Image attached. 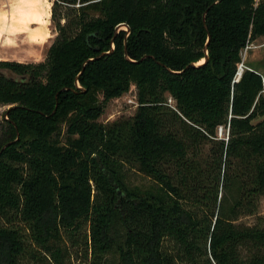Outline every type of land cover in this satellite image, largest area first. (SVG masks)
Masks as SVG:
<instances>
[{
	"label": "trees",
	"instance_id": "obj_1",
	"mask_svg": "<svg viewBox=\"0 0 264 264\" xmlns=\"http://www.w3.org/2000/svg\"><path fill=\"white\" fill-rule=\"evenodd\" d=\"M52 19L45 61H0L20 77L0 75V264H66L77 237L87 264H264V223L238 222L264 196L263 74L236 81L264 0H54ZM133 85L135 114L100 121Z\"/></svg>",
	"mask_w": 264,
	"mask_h": 264
},
{
	"label": "rangeland",
	"instance_id": "obj_2",
	"mask_svg": "<svg viewBox=\"0 0 264 264\" xmlns=\"http://www.w3.org/2000/svg\"><path fill=\"white\" fill-rule=\"evenodd\" d=\"M52 6L54 0H51ZM19 0H0V61H17L25 63H38L45 61L48 55L49 47L56 39L57 31L51 16L49 18L48 28L46 33L48 36L45 42H42L43 35L33 30L40 29L39 25L28 23L25 15L18 8ZM63 10V9H62ZM126 30L125 26L121 27ZM242 62L244 65H252L264 75V37H260L248 44V47L242 53ZM7 76L20 78L15 73L8 70H1ZM135 96V97H134ZM133 98L137 101V88L135 85L120 97L109 101L105 112L100 117V121L107 123L123 118L131 117L135 114L139 105L132 103L129 99ZM174 105L175 102H172ZM9 105H0V128L5 119L6 111ZM176 107V105H175ZM177 109V108H176ZM8 117V116H7ZM218 129V133H219ZM226 131L223 130L221 136H226ZM211 145H206L204 151L210 152ZM125 177L130 185H148L152 181L142 173L128 166H124ZM239 223L253 225L257 222L264 223V196L261 198L259 208L253 215L242 216ZM76 243L65 238L64 247L68 248L65 256L66 264H87L89 258L85 256V246L81 237H77ZM70 254V255H68Z\"/></svg>",
	"mask_w": 264,
	"mask_h": 264
},
{
	"label": "bare ground",
	"instance_id": "obj_3",
	"mask_svg": "<svg viewBox=\"0 0 264 264\" xmlns=\"http://www.w3.org/2000/svg\"><path fill=\"white\" fill-rule=\"evenodd\" d=\"M51 0H19L18 8L27 18L28 23L39 25L33 32L43 35L42 42H45L49 35L46 33L49 18L51 16ZM202 62V61H201ZM199 62V63H201Z\"/></svg>",
	"mask_w": 264,
	"mask_h": 264
},
{
	"label": "built area",
	"instance_id": "obj_4",
	"mask_svg": "<svg viewBox=\"0 0 264 264\" xmlns=\"http://www.w3.org/2000/svg\"><path fill=\"white\" fill-rule=\"evenodd\" d=\"M247 47H248V46H247ZM246 68H249V67L246 66V65H244L243 62L239 65V67H238V71H237L236 81L239 80V78L241 77L243 71H244ZM262 77H263V82H264V75H262ZM263 92H264V90H263ZM134 97H135V96H134ZM129 101L132 102V103H136V104L138 105V102H137V101H134L133 98L129 99ZM172 102H175V100L170 96V97L168 98V104H169L171 107H173V108L176 109L175 104L173 105ZM219 131H220V134H222V127L220 128Z\"/></svg>",
	"mask_w": 264,
	"mask_h": 264
},
{
	"label": "water",
	"instance_id": "obj_5",
	"mask_svg": "<svg viewBox=\"0 0 264 264\" xmlns=\"http://www.w3.org/2000/svg\"><path fill=\"white\" fill-rule=\"evenodd\" d=\"M204 22H205V15H204ZM122 26H125L126 27V30L128 31V32H130V28H129V26L128 25H126V24H121V25H119L118 27H117V32L119 31V29L122 27ZM209 39H210V36H209ZM114 48V47H113ZM112 48V49H113ZM205 51H206V56L204 57V59H203V61L201 62V63H192L191 65H200V64H202L203 62H206L208 59H209V56H208V49H207V45H205ZM112 51V50H111ZM111 51H109V52H111ZM125 54H126V57L128 58V55H127V47H125ZM144 58V57H143ZM0 75H6V73L5 72H3V71H1L0 70ZM7 76V75H6ZM11 78H13V77H11ZM78 86H80V85H78ZM81 87V86H80ZM5 118H7V113L5 114Z\"/></svg>",
	"mask_w": 264,
	"mask_h": 264
}]
</instances>
